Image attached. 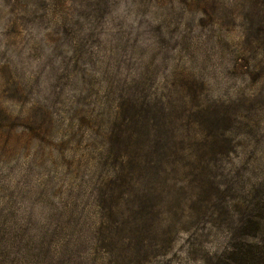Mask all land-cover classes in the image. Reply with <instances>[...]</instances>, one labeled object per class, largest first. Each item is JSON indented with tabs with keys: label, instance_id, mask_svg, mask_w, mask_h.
I'll return each instance as SVG.
<instances>
[{
	"label": "rangeland",
	"instance_id": "rangeland-1",
	"mask_svg": "<svg viewBox=\"0 0 264 264\" xmlns=\"http://www.w3.org/2000/svg\"><path fill=\"white\" fill-rule=\"evenodd\" d=\"M263 236L264 0H0V264Z\"/></svg>",
	"mask_w": 264,
	"mask_h": 264
},
{
	"label": "trees",
	"instance_id": "trees-1",
	"mask_svg": "<svg viewBox=\"0 0 264 264\" xmlns=\"http://www.w3.org/2000/svg\"><path fill=\"white\" fill-rule=\"evenodd\" d=\"M259 225H262L259 222ZM249 248L243 249V251L236 252L240 255V261L242 264H264V236L260 242H249ZM235 253V252H234Z\"/></svg>",
	"mask_w": 264,
	"mask_h": 264
}]
</instances>
